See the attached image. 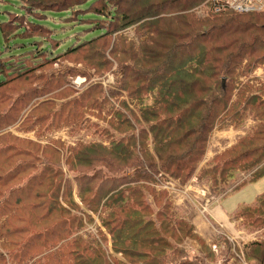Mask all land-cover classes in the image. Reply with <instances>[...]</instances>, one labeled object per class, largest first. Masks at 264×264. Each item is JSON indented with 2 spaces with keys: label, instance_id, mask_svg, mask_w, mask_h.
Here are the masks:
<instances>
[{
  "label": "trees",
  "instance_id": "16d2710c",
  "mask_svg": "<svg viewBox=\"0 0 264 264\" xmlns=\"http://www.w3.org/2000/svg\"><path fill=\"white\" fill-rule=\"evenodd\" d=\"M15 1L23 12L7 11L0 22L12 42L0 52V262L203 264L189 239L207 264H241L227 236L211 242L216 253L191 223L171 222L168 193L154 187L163 175L181 184L209 177L218 194V182L232 190L264 175V86L250 77L264 66V9H218L222 0ZM50 10L85 21L79 31L89 35L61 49L56 30L39 21ZM61 60L119 77L78 92L75 68L53 72ZM87 112L104 126L82 125ZM247 117V132L200 165L213 131ZM14 123L36 135L92 127L101 140L69 148L66 173L60 141L16 136L6 131ZM238 171L248 178L235 179ZM94 216L100 227L83 237ZM231 219L260 230L245 264H264V192Z\"/></svg>",
  "mask_w": 264,
  "mask_h": 264
},
{
  "label": "rangeland",
  "instance_id": "374dc122",
  "mask_svg": "<svg viewBox=\"0 0 264 264\" xmlns=\"http://www.w3.org/2000/svg\"><path fill=\"white\" fill-rule=\"evenodd\" d=\"M223 1L225 0H222L221 2ZM19 9L20 8H18L17 2L15 0H0V22L7 19L6 17L7 11H12V10L18 11ZM20 12H23V10L20 9ZM46 15L47 16L45 19H41L39 21H42L44 25L48 27H52L53 29L56 30L55 37L59 39L60 41L59 47L61 49H63L70 42L74 41L76 35H78L79 38L89 35V33L87 32L90 31L80 33L82 28H84L86 25L85 21L79 22L75 19H69V18L61 19L60 17H65L67 15L66 12L64 13V12L50 10V11H46ZM78 16L81 17L82 14H78ZM11 43L9 41L6 45L0 33V52L5 53L4 48ZM67 66L75 68V70L77 71V73L72 77L71 84L77 89L78 92L82 91L83 88H85L89 82L92 83L100 82L103 86L107 87V85L114 84V79L119 77V73L112 74L111 72H107L101 76H97L95 75L93 68L87 65L86 63L83 62L72 63L66 60H61L57 64L53 65L52 67L53 72L56 74V72H58L61 68H66ZM253 76L257 78L256 81H258V83L263 84L264 86V66L257 67L250 75V77ZM241 79L243 81L246 80L244 77H241ZM251 80H253V78ZM90 113L91 112H87L85 114L86 118L85 121L81 123L82 125L85 126L86 122L87 123L94 122L104 126L102 121L96 120V118L93 115H90ZM252 124L253 122L251 121V118L247 117L243 121V123H241L236 128H232L231 126H228L220 129H215L209 138L208 146L200 165H202L207 161H210L216 153L221 152L224 149L231 146L239 136L247 132L249 126ZM16 125L14 123L13 125L7 127L6 131H10L12 134L19 137L32 139L34 141L39 142L42 145L47 143L49 139H55L60 141L61 142V147L59 149L60 161L58 165H60L66 173H67L66 170L67 167L64 163V159L67 156L66 154L69 148L75 146L76 143L78 142L87 143L90 141L101 140L100 137H98L96 134L93 133L92 127H90L89 129L81 128L79 130H75L76 128H73V125L68 124L61 126L59 128H52L49 132H46L43 135H36V133H34V130H30V131L18 130L16 129ZM161 174L162 172L159 173L158 175ZM243 176L247 177L248 174L243 171H238L235 174V179L240 181L242 178H245ZM163 179L164 180H161L160 184L156 185L154 188L155 191L156 190L158 191L160 189L167 191L168 197L166 196V199L169 202V220L171 222H175L176 220H180V219L187 221L185 217L187 211L186 208L188 207V205L192 206V204L189 202L187 196L185 197V195H188V197L189 196L194 197L193 194H196L197 190H194L193 188H199V189L201 188L200 190L202 191L199 190L198 193L196 194L197 196H199L200 195L199 193L201 192L205 196L208 195L212 197L217 196L218 203L221 204L224 207V209L227 210L228 214L233 212L235 209H237V207H242L244 205L252 204L256 200L258 194L264 192V175L253 181H245L243 185L236 187L235 189L232 190L229 189L230 188L229 185H232L233 183L229 185L228 184L224 185L222 187L221 186L222 183L218 182L217 186L219 187V189L223 190L221 193L218 194L213 193L211 191L212 181L211 178L209 177H206L202 180H198L193 176L185 184H181L178 180L169 178L166 175H163ZM144 192L147 195L148 201L151 202V205L155 208V211H157L158 207H155L154 205L153 194H150L147 189H144ZM206 217L209 219L208 216ZM209 220H211V218ZM212 223L215 224L214 222ZM97 226L100 227V221L96 216H94V222L88 224V229L82 233V236L88 237L89 234H95L97 232L96 229ZM237 228L239 231L238 233L239 242L237 243L234 241L233 244H235L236 249L239 252L240 255L239 259L241 260L240 261L241 264H245L244 253L246 252V250H248L249 244L251 242L262 240L261 239L262 236L260 235L259 229L256 230L246 229L243 228L242 226L240 227L237 226ZM105 234L108 238L107 248L110 249L109 236L106 232ZM236 241H238V239ZM184 244L188 248H192L193 249L192 251L196 252L197 255L201 257L204 256L202 252H200V249L198 248L196 242L186 239L184 240ZM209 244H211V242ZM212 245L214 244H211V247ZM215 247H216L215 249L213 248L212 249L217 253L218 250L217 246L215 245ZM4 254L6 256L3 247H0V255H4ZM113 255H116V257L120 258L119 254H113ZM0 264H2V262H0ZM6 264H11V263L7 262Z\"/></svg>",
  "mask_w": 264,
  "mask_h": 264
},
{
  "label": "crops",
  "instance_id": "0c3cea01",
  "mask_svg": "<svg viewBox=\"0 0 264 264\" xmlns=\"http://www.w3.org/2000/svg\"><path fill=\"white\" fill-rule=\"evenodd\" d=\"M198 191L201 189L193 188ZM202 191V190H200ZM196 193V194H197ZM193 194L194 197L188 195L187 198L192 206L186 208V219L193 225L194 232L198 234L206 243L212 242L215 238L220 235H225L232 242H239V231L236 226V221L231 219V216L237 211L235 209L233 212H227L224 207L218 203L217 196H205L202 192L197 196ZM197 198V199H196ZM206 216L211 218L209 220ZM214 222L215 224H213ZM230 237V238H229ZM235 239V240H234ZM238 239V241H236ZM219 260L217 264H219ZM202 263L207 264L204 257H202Z\"/></svg>",
  "mask_w": 264,
  "mask_h": 264
},
{
  "label": "built area",
  "instance_id": "2783aa9c",
  "mask_svg": "<svg viewBox=\"0 0 264 264\" xmlns=\"http://www.w3.org/2000/svg\"><path fill=\"white\" fill-rule=\"evenodd\" d=\"M227 6L232 8L235 11H261L264 9V0H225L218 3V9ZM212 248L215 249V245H212Z\"/></svg>",
  "mask_w": 264,
  "mask_h": 264
}]
</instances>
